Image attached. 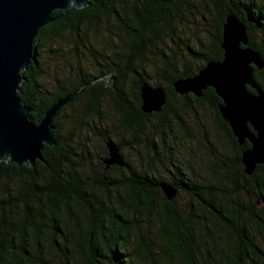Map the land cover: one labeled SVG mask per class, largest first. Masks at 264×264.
<instances>
[{
    "label": "trees",
    "instance_id": "obj_1",
    "mask_svg": "<svg viewBox=\"0 0 264 264\" xmlns=\"http://www.w3.org/2000/svg\"><path fill=\"white\" fill-rule=\"evenodd\" d=\"M130 1L129 6L123 0L120 9L114 0H89L87 6L79 9L54 10L53 20L38 29L32 58L21 71L17 90L20 102L28 108L29 121L38 123L54 100L96 77L111 73L113 84L106 86L103 79L96 81L62 106L53 118L55 144L43 146L42 160L34 166L18 167L0 160V180L5 179L7 186L13 183L12 191L0 196V264H264V249L251 235L252 230L259 231L264 246L263 209L255 206L249 213L237 209L238 205L226 199L227 191L220 192L216 185L203 184L192 175L184 180H163L153 175L151 167L125 175V164L110 165L104 170L106 146V156L99 161L102 170L73 161L71 139L63 137L58 121L65 106L84 98L80 112L87 116L98 113L102 96L110 94L121 113L120 127L133 139L136 140L137 131L143 132L144 118H159L162 126V113L171 110L168 99L178 95L172 81L195 74L209 60L222 58V25L228 14L236 15L244 23L248 45L264 58V43L253 37L254 32L264 36V0H197L200 10L211 14L213 26L211 32L203 35L204 40L197 38L193 46L185 45V51L201 63L196 68L185 65L181 73L173 74L177 71L176 61L159 52L161 65L155 73L167 82L162 86L167 103L161 112L145 114L140 109V84H161H150L141 74L144 70L140 65L148 61V52L157 54L156 43L173 32L174 20L183 11H192L196 0ZM102 18H112L115 28L124 32L123 51L115 60L105 53H92L94 71L79 72L69 87L64 83L52 90L43 87L38 82L41 41L64 32L80 39L83 25H96ZM176 54L177 50H173L172 56ZM252 68L256 83L264 90V68ZM130 75L131 101H135V106L125 89ZM208 93L216 97V107L220 98L212 88L204 90L201 97L192 95V99L201 103ZM110 141L120 149V142ZM163 182L174 184L176 194L178 189L186 191L200 213L179 210L175 197L168 200L164 196L160 188ZM73 207L79 208L80 215L74 213ZM152 220L161 239L159 249L151 239ZM215 228L223 239L220 246L211 234Z\"/></svg>",
    "mask_w": 264,
    "mask_h": 264
},
{
    "label": "rangeland",
    "instance_id": "obj_2",
    "mask_svg": "<svg viewBox=\"0 0 264 264\" xmlns=\"http://www.w3.org/2000/svg\"><path fill=\"white\" fill-rule=\"evenodd\" d=\"M125 1L130 6L131 1ZM114 4L120 9L123 0H114ZM195 6L192 11H183L182 16L174 20L173 32L166 34L162 41L156 43L157 54L148 52V61L140 65L144 70L141 74L150 84H167L164 78L155 73L156 68L161 65V51L176 61L177 71H173V74L181 73L185 65L196 68L201 63L186 53L185 45L193 46L197 38L204 40L203 35L211 32L213 24L211 14L200 10L197 0ZM81 34L82 37L78 39L75 34L64 32L55 38L41 41L38 82L43 87L52 90L60 83L69 87L73 80L77 79L79 72L94 71L92 53H105L115 60L117 54L123 51L122 40L126 36L115 28L112 18H102L96 25H83ZM253 37L256 42L264 43V36L260 33L254 32ZM173 50L178 52L175 57L172 56ZM131 79L132 75L125 85L130 101L133 90ZM83 103L84 98H81L74 104L65 106L58 117L63 137L71 139L72 158L76 164L81 163L94 170H102L99 161L106 156L105 143L113 140L120 142V151L126 161L123 166L125 175L131 171L140 173L151 167L153 175L163 180H184L185 176L192 175L206 185L217 184L221 159L224 160L230 153L216 129L212 111L203 103L184 105L185 102L179 95L171 96L168 99L171 110L162 116L163 125H160L159 118H144L141 122L143 132H136V140L120 127L121 113L110 94L102 96L98 113L83 115L80 112ZM131 103L136 105L134 100ZM187 131L190 134H187ZM109 176L114 178L115 175ZM6 183L5 179L0 180V196L12 191L10 187L13 183L9 186ZM111 194L113 196L115 192ZM99 196H103L102 193H99ZM174 199L179 210L200 213L196 202L186 191L178 189ZM227 200L231 201L230 198ZM73 210L75 214L80 215L78 207H73ZM150 223L153 245L159 249L161 239L157 224L154 220ZM211 234L217 246H220L223 239L219 230L211 229ZM251 235L259 247L264 249L260 232L252 230Z\"/></svg>",
    "mask_w": 264,
    "mask_h": 264
},
{
    "label": "water",
    "instance_id": "obj_3",
    "mask_svg": "<svg viewBox=\"0 0 264 264\" xmlns=\"http://www.w3.org/2000/svg\"><path fill=\"white\" fill-rule=\"evenodd\" d=\"M89 0H0V160L34 166L42 160L44 145L53 146V118L63 105L72 101L96 81L112 85V74L92 79L78 90L54 100L43 112L38 123L28 119V108L18 98L21 71L29 66L34 51L33 41L38 29L53 20L54 10L85 7ZM249 36L244 23L228 14L222 25L220 60H209L195 74L172 81L175 93H192L201 97L208 87L220 97L221 117L226 120L239 141L247 136L252 147L242 155L246 171L251 172L256 162L264 163V90L256 83L252 66L264 68V58L248 45ZM249 85L254 92L249 91ZM140 109L149 114L160 112L167 102L162 86L142 83L139 86ZM247 121L256 129L250 133ZM107 156L102 159L104 170L110 165H123L120 149L111 141L105 143ZM160 188L168 200L177 192L174 184L163 182Z\"/></svg>",
    "mask_w": 264,
    "mask_h": 264
},
{
    "label": "flooded vegetation",
    "instance_id": "obj_4",
    "mask_svg": "<svg viewBox=\"0 0 264 264\" xmlns=\"http://www.w3.org/2000/svg\"><path fill=\"white\" fill-rule=\"evenodd\" d=\"M247 88L249 91L253 89L249 85H247ZM252 92H254V89ZM185 95H187V98H182L185 102L184 105L196 102L192 99V93H187ZM201 103L212 111L216 129L230 153L224 160L221 159L219 164L220 173L216 187L220 192L227 191V193H229L226 199L230 198L233 203L238 205L237 209H243L246 210V213H249L253 207L257 206L264 211V163L256 162L252 171L247 172L246 166L242 160L243 153L252 147V141L247 136H245L242 141H239L238 136L234 134L229 123L221 117L219 111L218 115L216 107L218 109V105L222 103V100L220 99V102L215 107L216 97L213 93H208ZM165 114L166 113H162L161 118H163L162 116ZM247 127L251 134H257L256 129L249 121H247ZM187 134H190V132L187 131ZM123 162V164H126L124 158Z\"/></svg>",
    "mask_w": 264,
    "mask_h": 264
}]
</instances>
